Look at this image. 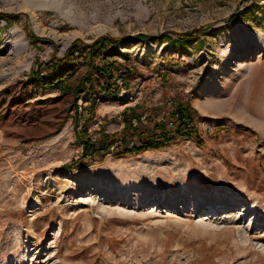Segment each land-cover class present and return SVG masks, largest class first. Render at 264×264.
Masks as SVG:
<instances>
[{"label":"rangeland","instance_id":"obj_1","mask_svg":"<svg viewBox=\"0 0 264 264\" xmlns=\"http://www.w3.org/2000/svg\"><path fill=\"white\" fill-rule=\"evenodd\" d=\"M177 103L202 141L124 154ZM0 264H264V0H0Z\"/></svg>","mask_w":264,"mask_h":264},{"label":"trees","instance_id":"obj_2","mask_svg":"<svg viewBox=\"0 0 264 264\" xmlns=\"http://www.w3.org/2000/svg\"><path fill=\"white\" fill-rule=\"evenodd\" d=\"M2 19L8 17L4 14L1 15ZM236 17H233L235 19ZM194 32L185 33V34H179L177 40H173L172 38H169V44L171 48H184L186 47V42L194 39ZM28 38L30 40L35 41L37 39L35 36L28 34ZM148 40L151 39L149 36L145 35H139L135 38H129L128 41L131 40ZM122 41V39H115L113 37L105 36L98 40H96L90 47L89 54L87 55V61L89 59V70L88 75H86V80L89 81L90 77L89 74H91V71L93 69L98 70L101 73L106 74L110 80H113L115 78L114 72L117 71V62L116 60H113L115 55H107L104 54L103 51H107L109 49H113V51H118V44ZM81 42L80 40L76 41L75 44H78ZM74 44V45H75ZM70 53V52H69ZM108 53V52H107ZM66 59V57L64 58ZM100 59L103 63V66L100 67L96 64V60ZM67 60V59H66ZM66 60H63L61 63H65ZM129 71H125L123 74H120V78L125 80L124 75L128 74L127 76H130ZM57 77V76H55ZM61 78L57 77L55 78V81L52 83H61ZM45 84H49L45 83ZM111 83L108 84L110 86ZM83 86V84H81ZM80 86V87H81ZM78 87L76 91L72 90L73 88L70 86H65L64 89L68 92H78L79 89H82ZM112 89H109L108 91H105V93L111 92ZM91 101L94 103L95 98L92 96ZM191 106L187 103H177L175 106L174 112L171 113V116H177V125L175 130L170 128L166 121L161 120L154 122L153 126L151 128H144L142 129V118L141 115L137 114V106L128 108L129 114H126L124 117L125 119V132L130 135L131 140H122V143L124 142V145L126 148L124 149V154L129 153H140L146 150H159L163 149L165 147H168L172 140H174L173 132L178 137H187L188 139H198L199 141H202L201 138L198 135V130L193 124V117L191 112ZM126 112V113H128ZM115 139H111L110 136L107 134H104V138L100 139V141L92 142L91 140H85L83 141V154L82 158H86L87 156H91L92 153H99L101 151H105L107 154L111 153L110 148L111 145L113 146V143H115ZM131 142L137 143L136 145H133L130 147ZM82 167H85V164H82ZM68 168H70L68 166ZM71 169V168H70Z\"/></svg>","mask_w":264,"mask_h":264},{"label":"built area","instance_id":"obj_3","mask_svg":"<svg viewBox=\"0 0 264 264\" xmlns=\"http://www.w3.org/2000/svg\"><path fill=\"white\" fill-rule=\"evenodd\" d=\"M164 121L167 122L170 128L175 129L177 125V116H171L169 118H165ZM131 144L135 145L134 142H132Z\"/></svg>","mask_w":264,"mask_h":264},{"label":"bare ground","instance_id":"obj_4","mask_svg":"<svg viewBox=\"0 0 264 264\" xmlns=\"http://www.w3.org/2000/svg\"><path fill=\"white\" fill-rule=\"evenodd\" d=\"M19 40H21V39H19Z\"/></svg>","mask_w":264,"mask_h":264}]
</instances>
